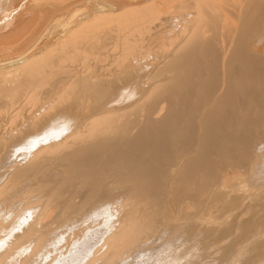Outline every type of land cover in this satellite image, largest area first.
<instances>
[{
	"label": "bare ground",
	"instance_id": "1",
	"mask_svg": "<svg viewBox=\"0 0 264 264\" xmlns=\"http://www.w3.org/2000/svg\"><path fill=\"white\" fill-rule=\"evenodd\" d=\"M236 231L264 264V0H0V264H235Z\"/></svg>",
	"mask_w": 264,
	"mask_h": 264
},
{
	"label": "rangeland",
	"instance_id": "2",
	"mask_svg": "<svg viewBox=\"0 0 264 264\" xmlns=\"http://www.w3.org/2000/svg\"><path fill=\"white\" fill-rule=\"evenodd\" d=\"M251 197V196H250ZM258 197H260V196H258ZM257 196H253V197H251L250 198V201H249V205H253V203H255L259 198H258ZM252 199V200H251ZM216 200L218 201L217 202V205H219L220 206V209H218V210H216V212H214L212 215L213 216H215L216 217V220L218 219L219 220V222H217V223H215L216 225H218V226H225V225H227L228 223V226L231 224V223H234V221H237L235 218H237L238 219V222H239V220H241V221H243L245 218H247L248 217V215H249V213H248V215L247 216H244L245 218L243 219H241V213H242V211H240V210H243V211H245V209H244V207L242 208H239L238 210H235V212H233L234 210H233V208L235 207L234 205V207H231L232 206V202H230L229 200H231L230 199V197L228 198V205H226V204H224V203H222L223 202V198H222V196L221 195H218V196H216ZM252 202V203H251ZM230 204H231V206H230ZM248 205V206H249ZM226 206H228V207H226ZM232 208V209H231ZM189 212L190 213H192V214H196L197 212L194 210V209H190L189 210ZM205 213H207V212H205ZM201 215V214H200ZM193 216V215H192ZM197 217H199V215L197 216ZM196 217V218H197ZM234 217V218H233ZM235 219V220H234ZM194 220H195V218H194ZM222 220V221H221ZM234 220V221H233ZM220 221H221V223H220ZM226 221V222H225ZM226 223V224H225ZM257 232V231H256ZM230 233V234H229ZM228 233V235L230 236H228V246L230 245V244H232V243H229V242H233V244H235V241H236V243H238V244H240V242L243 240L244 241V237L245 236H242V234H241V232H239V231H236V232H229ZM232 233V234H231ZM237 233L239 234V235H237ZM236 234V235H235ZM241 234V235H240ZM236 237V238H235ZM240 239H239V238ZM247 237V236H246ZM244 238V239H243ZM262 238V239H261ZM251 239V238H250ZM264 239V235H263V237H262V235L260 234V236H258L257 237V240H255L256 242H261V240H263ZM232 240V241H231ZM242 241V242H243ZM246 242H250V241H246ZM245 241H244V243H242V244H247L246 246H245V250L243 249V251L244 252H246V254H247V252H248V249H250L253 245V243H255V242H252L251 244L249 243V245H248V243H246ZM239 245H236V247H238ZM249 248H248V247ZM248 248V249H247ZM217 247L215 246V249H214V247H213V250H212V252H216L217 250ZM243 253V252H242ZM241 253V254H242ZM240 254V255H241ZM246 254H242V256H243V258H242V256H239L238 258H237V260H238V262L239 263H236L237 262V260H236V262H235V264H240L241 262L242 263H244V264H251V263H253V264H255V262H253V261H250V260H248V258H246V257H248V255L249 254H247V256H246ZM241 259V260H240ZM245 259V260H244ZM248 260V261H247ZM245 261V262H244ZM251 263H250V262Z\"/></svg>",
	"mask_w": 264,
	"mask_h": 264
}]
</instances>
